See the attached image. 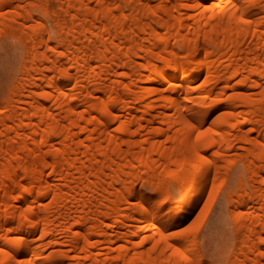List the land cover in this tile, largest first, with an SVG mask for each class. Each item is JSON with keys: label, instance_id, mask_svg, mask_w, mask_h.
<instances>
[{"label": "bare ground", "instance_id": "6f19581e", "mask_svg": "<svg viewBox=\"0 0 264 264\" xmlns=\"http://www.w3.org/2000/svg\"><path fill=\"white\" fill-rule=\"evenodd\" d=\"M3 38L0 264H264V0H0Z\"/></svg>", "mask_w": 264, "mask_h": 264}, {"label": "rangeland", "instance_id": "374dc122", "mask_svg": "<svg viewBox=\"0 0 264 264\" xmlns=\"http://www.w3.org/2000/svg\"><path fill=\"white\" fill-rule=\"evenodd\" d=\"M53 3V2H52ZM187 3H189V0H187ZM54 4V3H53ZM54 6V5H52ZM56 6V4H55ZM54 9V7H53ZM15 40H11L9 38H3L0 40V92L5 90L6 88H9L13 82L14 77L16 74V68L19 62V52H17L15 47ZM119 125V122L115 123L114 127H117ZM211 201V200H210ZM218 201V200H217ZM216 200H214V203H207L205 201L204 203L197 209V211L194 213V215L191 217V221L197 220L201 225L203 229V233H206L207 235L206 243H208L209 247L212 249H217V252L221 249L222 243H223V230L221 227L214 224L216 223L217 217L219 216L220 212V201L217 203ZM216 203V204H215ZM205 207V208H204ZM191 206L189 205L186 207V209L183 211V213H187L188 210H190ZM218 215V216H217ZM204 235V234H203ZM211 253L213 252L210 251ZM210 253V254H211ZM211 256V255H210ZM214 257V255L212 254Z\"/></svg>", "mask_w": 264, "mask_h": 264}]
</instances>
